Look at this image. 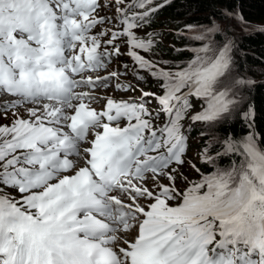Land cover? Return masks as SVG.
Here are the masks:
<instances>
[{
	"label": "snow or ice",
	"instance_id": "obj_1",
	"mask_svg": "<svg viewBox=\"0 0 264 264\" xmlns=\"http://www.w3.org/2000/svg\"><path fill=\"white\" fill-rule=\"evenodd\" d=\"M115 2L121 28L102 41L109 32L93 29L111 18L98 15L99 0H0V96L12 97L0 102L10 118L0 123V264H264V138L253 130L252 106L244 108L256 82L235 72L238 45L227 30L213 39L215 21L185 25L178 35L200 45L176 49L191 58L162 67L140 54L154 52L159 33L135 30L170 0ZM230 17L247 23L224 10ZM122 37L137 79L143 70L162 94L106 97L97 111L90 89L107 78L85 73L120 55ZM234 118L248 133L215 138V155L206 143L201 162L212 170L192 164L200 178L189 181L180 169L191 126Z\"/></svg>",
	"mask_w": 264,
	"mask_h": 264
},
{
	"label": "trees",
	"instance_id": "obj_2",
	"mask_svg": "<svg viewBox=\"0 0 264 264\" xmlns=\"http://www.w3.org/2000/svg\"><path fill=\"white\" fill-rule=\"evenodd\" d=\"M164 0H155V3H163ZM224 10L243 17L246 24H240L234 17L222 18ZM215 21L221 29L220 34L213 39L222 41L225 39L223 32L228 31V36L238 45L233 55L236 60L235 72L241 76L251 78L256 83L251 90L246 92L247 100L244 108L252 106L254 111L253 130L264 138V32L257 31V27H264V0H170V3L160 9L153 21L142 29H137L136 34L146 37L149 32L159 33L155 39L158 41L153 53H142L151 60L160 62L162 67H168L163 61L171 65L183 64L189 60L192 53L188 51H176L199 46L201 42L190 40L187 35H178L179 32L187 33L185 25L197 27H211ZM247 28L246 33L244 29ZM243 53V55H241ZM147 86L154 91L161 92L155 80L147 81ZM193 111H199V102L193 100ZM183 122L185 128L189 125ZM190 121V120H189ZM249 129L239 118L220 124L216 127H206L202 123H195L188 132L187 152L194 158L190 165L195 164L201 172L211 171V166L201 162L200 154L206 143H212L209 154L215 155L219 145L215 138L223 139L228 133L234 137H242ZM201 132L205 135L201 136ZM264 148V143L261 144ZM230 161L225 158L219 161L221 167L227 166ZM192 178L199 179V174L192 168Z\"/></svg>",
	"mask_w": 264,
	"mask_h": 264
},
{
	"label": "rangeland",
	"instance_id": "obj_3",
	"mask_svg": "<svg viewBox=\"0 0 264 264\" xmlns=\"http://www.w3.org/2000/svg\"><path fill=\"white\" fill-rule=\"evenodd\" d=\"M107 2L109 4H112L111 7H105V3ZM99 3L102 5V7L98 10V15L99 16H106L111 18L110 23H105L98 25L95 29H93V34L98 32L99 30H103L104 32H109V35H107L108 39L110 38V31H118L121 28V25L119 24V20L115 19L116 16H119V13L117 12V7H123L122 5H118L115 0H99ZM126 37L119 38L116 43L119 44V46L122 49H125L127 47L126 43ZM114 59V60H113ZM106 67L109 70L115 71L117 75V80L119 82V85L122 87L116 88V83L112 82L111 84H106L105 89L107 92H111L116 96H124V98H118V100H124V101H139L141 98L142 91L144 92H153L152 89H150L147 85L146 82L151 78L146 72L143 70L140 71V75L145 76L144 81H140L137 79L136 74L134 73L133 69L136 67L134 65V62L130 60L129 58H126L124 55H113L110 58H106ZM125 65L128 67L125 68ZM109 83V81H108ZM129 85L131 87H129ZM12 97L4 95L0 96V102H3L5 100H10ZM148 99V98H146ZM106 104V100H98V106L102 107ZM146 107L149 108L150 111L155 112L158 110L159 106L158 103L155 99H149L148 103L146 104ZM247 110V108H246ZM20 111L23 113V108L20 109ZM164 115L161 114L159 121L156 123L163 124L164 122ZM10 122V118L8 120L3 119L2 116H0V123L7 124ZM189 120L186 121L185 123L188 124ZM126 123V121L121 122V126ZM185 160L186 164L192 169L190 162L194 160V158L190 155V153H186L185 155ZM180 171L183 173L184 176L187 178H191V174L186 170V168L183 166ZM188 178V180H189ZM200 178V177H199ZM164 183H168L167 180L164 181ZM149 184H151V181H149ZM182 186H186V183L178 180L177 181V187H180L181 190L184 188ZM10 194L17 196L18 194L15 192H11Z\"/></svg>",
	"mask_w": 264,
	"mask_h": 264
},
{
	"label": "bare ground",
	"instance_id": "obj_4",
	"mask_svg": "<svg viewBox=\"0 0 264 264\" xmlns=\"http://www.w3.org/2000/svg\"><path fill=\"white\" fill-rule=\"evenodd\" d=\"M114 60V59H113Z\"/></svg>",
	"mask_w": 264,
	"mask_h": 264
},
{
	"label": "clouds",
	"instance_id": "obj_5",
	"mask_svg": "<svg viewBox=\"0 0 264 264\" xmlns=\"http://www.w3.org/2000/svg\"><path fill=\"white\" fill-rule=\"evenodd\" d=\"M148 58V57H147Z\"/></svg>",
	"mask_w": 264,
	"mask_h": 264
}]
</instances>
